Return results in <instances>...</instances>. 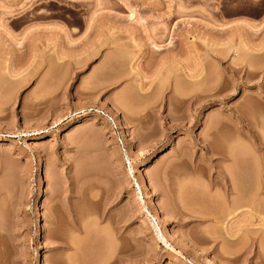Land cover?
<instances>
[{
	"label": "rangeland",
	"instance_id": "obj_1",
	"mask_svg": "<svg viewBox=\"0 0 264 264\" xmlns=\"http://www.w3.org/2000/svg\"><path fill=\"white\" fill-rule=\"evenodd\" d=\"M60 259L264 264V0H0V264Z\"/></svg>",
	"mask_w": 264,
	"mask_h": 264
},
{
	"label": "bare ground",
	"instance_id": "obj_2",
	"mask_svg": "<svg viewBox=\"0 0 264 264\" xmlns=\"http://www.w3.org/2000/svg\"><path fill=\"white\" fill-rule=\"evenodd\" d=\"M127 143V141H126V138L124 137L123 138V144H126ZM231 175V174H230ZM233 175V174H232ZM232 175H231V177L230 178H232ZM229 178V177H228ZM234 183V182H233ZM232 183V184H233ZM231 184V185H232ZM144 185H146L145 183H144ZM234 186H232L233 188V190H235L236 189V187H235V184H233ZM146 187V186H145ZM231 189V190H232ZM239 190V189H238ZM237 193H235V195H236ZM232 195V194H231ZM232 198H234V196H232ZM244 198H246V196L244 197ZM248 199V198H247ZM238 201V200H237ZM250 201V200H249ZM234 202V201H233ZM246 202H247V200H246ZM232 203V202H231ZM249 204H250V202H249ZM237 206V205H236ZM154 211H155V219L156 218H158L159 217V214H160V211H159V209H158V206L157 205H154ZM235 208V207H234ZM236 208H238V207H236ZM166 229V228H165ZM163 231H164V229H162L161 228V233H163ZM51 234L53 235V236H55V237H57V238H60L61 236L58 234V232L56 231V230H53L52 232H51ZM163 241L165 242V244H166V246L171 250V251H174V252H177V253H179L180 255L182 254V252L180 251V250H177V248L174 246V245H172L171 243H169L168 241V239L166 238V237H163ZM72 242V241H71ZM73 243V242H72ZM74 244V243H73ZM69 247H72V245H71V243H66L64 246H62V249H67V248H69ZM65 260H62V259H60V261H58V263H62V264H66L67 263V261H65ZM69 262L71 261L72 262V264H77L76 262L75 263H73L74 261H73V259L72 260H68Z\"/></svg>",
	"mask_w": 264,
	"mask_h": 264
}]
</instances>
